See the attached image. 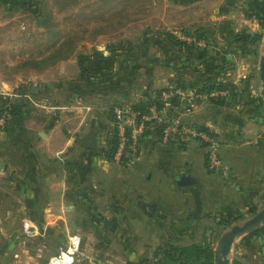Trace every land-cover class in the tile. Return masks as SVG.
Returning <instances> with one entry per match:
<instances>
[{"label":"rangeland","instance_id":"obj_1","mask_svg":"<svg viewBox=\"0 0 264 264\" xmlns=\"http://www.w3.org/2000/svg\"><path fill=\"white\" fill-rule=\"evenodd\" d=\"M261 17H257L259 22L257 30L263 35L258 47L256 42L249 43L247 50L239 47L241 50L238 49L239 52L234 54L235 57H231V60L243 61L248 65L243 72L246 75L250 70L254 74L260 73V58L264 49V23L261 22ZM174 19L171 0H0V55L2 56V52L6 55L9 52L7 50H11L10 46L18 44L25 48L21 57L28 58L27 63L23 65L22 62L19 64V62L0 61V77L3 74L9 80L18 73L36 72L40 75L44 73L45 80L33 79L35 83L30 81L25 87L13 86V90L16 92L19 90L27 94L29 99H34L31 92L34 86L38 90L37 93L41 94L35 99L39 98L40 102H37L46 104L49 111L62 114L60 108L67 105L73 106L72 113L77 115L78 92L74 85L80 76L78 56L82 53L95 52L98 50L95 45L98 44L99 51L105 56L111 55L112 51L119 55V67L114 71L111 79L122 81L120 86L110 87L114 88V91L108 88L94 91L92 96L83 95V92L80 94L83 97L80 102L84 106L92 107V112L95 114L111 119L116 107L132 106L133 102L146 95L157 96L159 92L162 94L176 87L181 88L183 92L178 97L179 100L170 99L165 102L162 112H157V115L160 114V117L168 121L180 116L185 120L182 121L184 126H195V123L198 124L197 121L194 123L195 117L199 120L210 119L209 117L216 118L219 114L222 116L224 113L227 115L231 110L234 111L235 105L229 103L227 108L211 112L206 106V99L210 96L198 92L193 87L204 79L203 77L198 80V74L192 68L195 64L198 67L200 65V68L205 65L196 58V49L207 48L210 55L216 56L217 53L214 52L216 48L228 44L229 40L216 37L213 34L215 28L209 25V21L199 23L194 17L192 21L188 20L187 24L182 22L179 25ZM198 35L202 39L198 38ZM177 39L186 43H178ZM187 43L194 44L193 52L188 48ZM231 91V87L229 90H224L227 95ZM123 98H126V101H122ZM30 100L31 105H26L27 109L42 108L40 105L35 106L32 99ZM257 115L261 117L259 121L250 122L248 126L247 122L240 124L241 130L238 133L219 131L218 135L212 126L210 131L213 135L207 133L211 138V144H216L221 160L230 166L227 176L210 166L207 154L211 147L198 138L197 144L205 149V162L209 165L208 179L204 187L201 186L199 190L202 195L198 189L195 190L196 188H193L194 193L184 195L179 205L183 206L185 199L189 198L188 203L184 205L185 208L181 207L182 210L178 215H173L171 210L165 213V216L160 218L164 229L162 231L158 229L159 232L167 235L168 226L173 221L167 216H173L174 221L179 220L176 219L177 216L183 218L184 222L180 224L183 223V226L187 224L196 229L190 236L181 234V243L190 242L189 239L195 234L196 241L207 240L215 249L222 235L233 225L245 222L264 207V103H261L260 108L258 107ZM7 118L6 116L5 124ZM52 119L54 120L53 115L50 122ZM127 120H129L127 126L132 127V134L136 135V143H133L135 146L131 143L133 150L130 149L131 151L128 152L129 159L126 163L113 159L104 164L103 160H94L91 172L94 177L89 178L88 183L93 190L91 198L99 207L109 204L122 207L130 203L128 197L124 198L123 189L134 186L132 180L142 176L141 186H147L150 192L149 186L155 182L156 170H159L163 173L164 179L161 191L164 197L160 199V204L166 212L168 204L175 206L174 200H176V197L175 199L173 197L176 185L170 176L173 166L169 160H163L158 168L154 167L152 170L149 166L150 160H143L148 157L149 145L154 144L159 135H162L164 123L158 120L161 124L160 132L156 130L157 122L149 120L141 123L138 117L133 118L131 115H128ZM63 126H65L64 122ZM243 127L246 128L242 130ZM233 128L235 127L231 130ZM109 129L99 130V143L102 146L107 145ZM148 131L150 135L139 142L141 132ZM227 131L230 132L228 129ZM187 139L194 142L195 138L186 137L185 140L180 141V146H185L184 143L188 144L190 141L188 142ZM232 144L237 146L236 149L228 146ZM185 161L181 160L182 167ZM231 171H234L233 178H230ZM130 174L131 177H128ZM112 179L113 182L109 184V180ZM118 215L123 219L124 214L118 213ZM62 233L58 230L57 234L51 235L49 241H52V244L48 248L49 252L58 251L60 238H63L59 234ZM245 237L238 239L233 245L230 254L231 263L264 264V231L254 237L249 244ZM28 238L26 234L19 235L16 230L15 233L8 235L0 231V264H21L22 262L18 263L15 254L23 253L24 248L33 253L35 249L41 247L43 241L41 238L34 237L31 240ZM162 239L164 238L158 239L159 243L155 245L157 248L165 242L163 240L162 243Z\"/></svg>","mask_w":264,"mask_h":264},{"label":"crops","instance_id":"obj_2","mask_svg":"<svg viewBox=\"0 0 264 264\" xmlns=\"http://www.w3.org/2000/svg\"><path fill=\"white\" fill-rule=\"evenodd\" d=\"M171 2L173 14H175L174 20L179 25L182 22L187 24L188 20L194 17L199 23L209 21V25L215 28L213 34L216 37H224L229 40L228 44L216 48L217 50L214 52L224 55V60L217 62L222 72L216 75V80L231 87L232 91L228 95L222 94L216 97L224 103L220 104L206 99V106L213 112L221 111L227 108L229 103H232L235 105V109L227 115L224 113L223 117L221 114L216 118L209 116L210 119L202 118L203 120L195 117L194 123L195 121L198 123H195V126L197 128L204 126L208 129L212 126L218 135L219 131L234 134L241 130L240 124L247 122L248 126L251 124L250 122L259 121L261 117L257 114L258 107L261 106L259 98L262 96L260 73L254 74L250 70L246 75L243 72L248 65L243 61L231 60V57H235L234 54L239 52V47L247 50L250 45L242 46L237 41L239 36L252 37L259 33L257 30L259 22L257 17L251 14L249 0H171ZM98 46V44L95 45L99 50ZM10 47L11 50H7L9 52L6 55H3L4 52H2L0 61L19 62V64L22 62V65L27 63L28 58L21 57V53L25 51L23 46L15 44ZM210 57L216 56L211 55ZM33 79L45 80L46 76L44 73L40 75L35 72L33 74L18 73L9 80L3 74L0 77V107L2 99L7 97L12 101L23 102L27 106L31 105L30 99H32L35 106L42 107L40 109L25 107L22 126H16L9 130L10 128L5 129V124L0 125V231L8 235V233H15L16 230L19 235H28V240L34 237L43 240L40 244L41 247L35 249L33 253L24 248L23 253L15 254L18 263L50 264V259L59 253L61 247L65 248L70 245V238L73 234L81 237V244L79 251L74 254L75 261L72 264H178L175 261L167 263L165 260L166 252L171 249L169 246L209 243L204 239L202 242L196 241L195 234L192 235V239H189L190 242L181 243V234L190 236L196 229L187 226V224L185 226L183 223L180 224V222H184L183 218L177 216H175L176 219H179L177 221H174L173 216H167L173 220L168 226L169 233L167 235L158 231V229L161 231L164 229L160 218L164 217L169 210L173 215H178L189 200L186 198L183 206H180L179 203L183 196L194 193L193 188L198 189L199 192L201 186L204 187V183L208 179L207 170L209 169L207 167L209 165L205 162V149L197 144L200 138H195L194 142L187 140L190 141L188 144L184 143L185 146H180V141L183 140L179 135H173L168 142H165L162 140V135L158 134V140L147 148L148 157L143 160H150L149 166L152 170L154 167L158 168L163 160H169L173 166L170 176L176 185L173 190L174 199L176 197V200L173 199L175 206L173 204L169 206L167 203L168 207L164 212L163 205L160 204V199L164 197L161 192L164 183L163 173L156 170L157 177H155V182L149 186L150 192L147 190V186H141L142 176L135 177V179L133 177L134 186L123 189L124 198L130 199L129 204L122 207L112 204L99 207L91 198L93 190L88 183L89 178L94 177V174L91 175L94 160H103L104 164L110 162L106 151L110 146L111 133L117 128L114 114L110 119L104 115L93 113L92 107L84 106L80 102L83 99L81 96L77 97L79 105L76 107L77 115L72 113L73 106L67 105L60 108L62 114L52 113L46 104L38 103L40 102L39 98L35 99L41 94L37 93L38 90L34 86L31 89L34 99H29L27 94H23L19 90L17 92L13 90V86L25 87V84ZM167 81L168 79L165 80V82ZM33 82L35 83V81ZM88 95L92 96V94H86V96ZM153 98L154 96L146 95L133 102L132 106L126 105L125 108H129L132 113L139 114L133 109V106L142 100ZM122 101H126V98H123ZM173 107L176 109L175 106ZM86 108L90 111H87ZM34 112L35 114H32ZM52 115L54 120L52 119L50 122ZM136 117L138 116H133V118ZM61 118L63 119L61 120ZM181 120L185 122L182 118ZM151 121L158 123L156 130L159 131L161 124L158 119ZM63 122L65 126H63ZM128 123L129 120H127L126 128L127 132L128 129L131 132L130 143L135 144L136 140L132 139L133 128L128 127ZM228 124L232 126H227ZM232 127L235 128L231 130ZM106 128H110L109 136L106 138L107 145L102 146L99 143V130ZM245 128L243 127L242 130ZM91 130L97 131L98 150L86 149L81 146L82 139ZM147 135H150L149 131L141 132L139 142L144 140ZM161 145H171L172 149L161 150ZM228 146L234 149L237 147L233 144ZM181 160H186L184 167L181 166ZM246 161L244 160V162ZM183 173L190 174L196 179V182L190 186H180L176 177ZM128 177H131V174ZM231 177H235L234 171L230 172ZM113 180H109V184ZM143 202L157 204L151 216L145 213L141 205ZM118 213L124 214L123 219ZM26 224L32 228L34 234L30 235L25 232ZM58 230L63 232L59 234L63 238H60L61 244L58 251L51 253L48 248L52 241L49 240L53 233L57 234ZM158 233L159 235H157ZM161 238H164L162 243L163 240L165 242L157 248L155 245ZM152 246L153 248H151ZM150 249L152 250L150 251ZM170 252L171 258L178 257V253L171 250Z\"/></svg>","mask_w":264,"mask_h":264},{"label":"trees","instance_id":"obj_3","mask_svg":"<svg viewBox=\"0 0 264 264\" xmlns=\"http://www.w3.org/2000/svg\"><path fill=\"white\" fill-rule=\"evenodd\" d=\"M249 7L252 11L251 14L256 17L262 15L261 22L264 23V0H249ZM172 36V35H171ZM200 38V35H198ZM263 35L261 33H256L252 37H248L246 35L239 36L237 41L242 45L246 46L249 43H257L262 39ZM172 38H175L172 36ZM202 39V38H200ZM178 43H186L185 41L176 40ZM188 44V43H187ZM193 43L188 44V48L191 51H194ZM196 58L203 62V68L197 66V64L193 65L192 68L198 74V80L204 77L203 81L197 83L193 86L198 92L207 93L209 96L213 91H224L229 90L228 85H224L223 83H219L216 80V75L222 72L220 69V65H217V62L224 60V55L221 53H217L216 57L211 58L209 54V50L207 48H198L196 49ZM222 59V60H221ZM79 66H80V76L74 88L78 92V96L83 92L84 94H92L94 91H103L114 88L121 85V81L114 80L111 77L114 75V71L119 67V55H116L114 51L111 52V55L105 56L103 52L96 50L91 54L82 53L78 56ZM212 62V63H211ZM202 67V66H201ZM203 69V70H201ZM111 79V80H110ZM180 85L184 86V84L180 83ZM181 86V87H182ZM180 87V86H179ZM161 92L158 93L157 96H154L153 99H148L146 101H141L140 103L133 106V109L137 111L139 122H143V116L151 114V109L153 106L156 107L157 111L160 112L165 105V102L160 99ZM177 98H173L172 101ZM216 103H224L222 100L217 99L216 97H211ZM260 103H264L263 98H259ZM25 107H27L23 102L12 101L7 97L6 99H2L1 109H0V117L7 113V124H5V129L16 126H22L23 119L25 118ZM10 128L9 130H11ZM201 130H205L210 135H213V132L210 131L207 127L201 126L199 127ZM161 132V129H160ZM110 146L106 151L107 157L112 161L115 157L116 152L119 149L120 140H119V132L118 129L115 128L111 133ZM127 135L129 137V143L131 142V132L128 129ZM130 152L129 146L124 153L123 163L127 161L126 158L127 153ZM264 231V227L259 228L258 230L252 232L251 234L245 237L246 242L251 243L252 239L257 235H261ZM169 251L166 252L165 260L168 263L169 261H175L178 264H214V248L210 243L203 244H192L190 246H169ZM178 253V257L176 259L171 258V252Z\"/></svg>","mask_w":264,"mask_h":264},{"label":"built area","instance_id":"obj_4","mask_svg":"<svg viewBox=\"0 0 264 264\" xmlns=\"http://www.w3.org/2000/svg\"><path fill=\"white\" fill-rule=\"evenodd\" d=\"M225 93L226 92L224 91H213L210 94V96L217 97ZM181 94H183L181 88L176 87L174 90L164 91L161 94L160 99L164 102H167L175 97L176 98L180 97ZM151 111H152L151 114L143 116L144 117L143 122H147L153 118H156L159 121L163 122L164 123L163 132H162L163 141L168 142L173 135H179L182 140H185L186 137L189 138L191 136L194 138H201L202 140L207 142L211 147V149L207 154L208 160L210 162V166L214 169H218L221 172V174H223L224 176L228 175L230 171V166H228L223 162V160H221L220 158L221 156L218 153L216 144H211V138L210 136H208L205 130H201L195 126H187V127L184 126L179 116H175V118L168 121V119L160 117V114L157 115L158 111L155 106L152 107ZM128 115H133L135 117L138 114L136 112L132 113V111L129 108H125V107H116L114 109L115 124L118 128L119 140H120L119 149L116 152L114 159L121 162H123L124 153L127 150V147L128 146L129 148L131 147V143H129V137L127 135V128H126ZM6 116L7 113H4L3 116L0 118V125L5 124ZM135 138L136 135L132 134V139ZM130 149H132V147ZM126 158L129 159L127 155ZM25 229L28 234L30 235L34 234L32 228L28 224H26ZM80 244H81V237L76 234L73 235L70 238V245L65 248L61 247L59 253L55 254L50 259V264H72L75 261L74 254L79 251Z\"/></svg>","mask_w":264,"mask_h":264},{"label":"water","instance_id":"obj_5","mask_svg":"<svg viewBox=\"0 0 264 264\" xmlns=\"http://www.w3.org/2000/svg\"><path fill=\"white\" fill-rule=\"evenodd\" d=\"M260 78L262 81V97L264 99V49L260 58ZM81 146L86 149L98 150L97 131L91 130L84 136ZM161 150H171V145H161ZM176 180L180 186H190L196 179L188 173L179 174ZM142 207L148 216H151L156 207V203L143 202ZM264 225V207L243 223L233 225L220 238L217 247L214 249V264H232L230 254L232 247L238 239H241Z\"/></svg>","mask_w":264,"mask_h":264}]
</instances>
